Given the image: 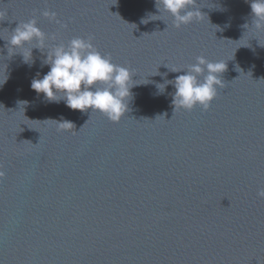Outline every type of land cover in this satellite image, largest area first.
Instances as JSON below:
<instances>
[{
    "label": "water",
    "instance_id": "95a60500",
    "mask_svg": "<svg viewBox=\"0 0 264 264\" xmlns=\"http://www.w3.org/2000/svg\"><path fill=\"white\" fill-rule=\"evenodd\" d=\"M197 3L175 28L140 22L155 0H0V264H264V32L246 0ZM33 18L50 45L92 35L135 71L119 122L31 89L46 52L29 67L6 40ZM199 55L227 64L224 86L174 113L155 84Z\"/></svg>",
    "mask_w": 264,
    "mask_h": 264
},
{
    "label": "clouds",
    "instance_id": "9594fccd",
    "mask_svg": "<svg viewBox=\"0 0 264 264\" xmlns=\"http://www.w3.org/2000/svg\"><path fill=\"white\" fill-rule=\"evenodd\" d=\"M246 2H250L252 22L251 25L246 23L244 27L248 31L251 28L255 32H264V0H246ZM197 5V0H155L159 15L149 14L140 22L146 24L149 20L157 19L153 17L170 14L173 27L180 28L194 21L203 20L205 13L201 11L202 7ZM43 15L50 19H55L56 16L54 12L47 10ZM62 26L67 27L66 24ZM50 38L54 40L55 35L49 37L38 26L37 19L33 18L19 22L11 31L10 38L6 40L8 54H22L23 62L29 67L33 63V49L46 52L41 66L47 65L49 71L42 76L37 73V76L31 80V89L38 96L43 94L45 102L63 101L70 109L80 110L82 113H86L89 109L92 112L99 111L109 120L119 122L128 112L132 98L131 89L140 85L134 83L133 77L137 75L135 71L130 66L115 63L110 53L101 52L93 42L92 35L86 38L75 36L67 43L60 42L54 45L48 43ZM28 45L32 46L29 48ZM260 45L264 46L261 43ZM166 66L172 72L187 70L173 80L165 79L163 83L155 84L157 89L155 96L165 94L167 85L174 86L175 91L170 93L174 113L180 109L192 110L198 105L207 110L224 86L221 79V74L227 68L224 61H211L199 55L195 57V63L187 66L180 68ZM236 70L240 71L239 66ZM156 74H159L158 71L153 75ZM163 76L166 77L167 73ZM73 126L71 121L60 122L62 128ZM257 195L264 199V188L259 189Z\"/></svg>",
    "mask_w": 264,
    "mask_h": 264
}]
</instances>
